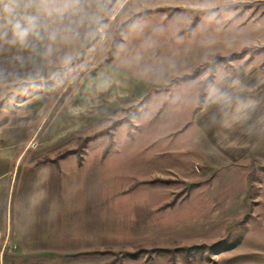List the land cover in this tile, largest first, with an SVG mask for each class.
Returning <instances> with one entry per match:
<instances>
[{
    "label": "rangeland",
    "instance_id": "obj_1",
    "mask_svg": "<svg viewBox=\"0 0 264 264\" xmlns=\"http://www.w3.org/2000/svg\"><path fill=\"white\" fill-rule=\"evenodd\" d=\"M91 51L1 76L0 264H264V0H107Z\"/></svg>",
    "mask_w": 264,
    "mask_h": 264
},
{
    "label": "crops",
    "instance_id": "obj_2",
    "mask_svg": "<svg viewBox=\"0 0 264 264\" xmlns=\"http://www.w3.org/2000/svg\"><path fill=\"white\" fill-rule=\"evenodd\" d=\"M106 3L107 0H30L21 3L22 24L19 27L4 25L5 35H11L4 41L11 44V49L0 47V89L7 84L1 81L3 75L20 74L29 80V75L60 73L63 67L81 56L93 57L91 50L98 41ZM4 162H7L6 158L0 159V164Z\"/></svg>",
    "mask_w": 264,
    "mask_h": 264
},
{
    "label": "clouds",
    "instance_id": "obj_3",
    "mask_svg": "<svg viewBox=\"0 0 264 264\" xmlns=\"http://www.w3.org/2000/svg\"><path fill=\"white\" fill-rule=\"evenodd\" d=\"M3 0H0V3H2ZM4 12L8 15H12L14 12V5L11 3L5 4ZM16 27H19V23L16 24Z\"/></svg>",
    "mask_w": 264,
    "mask_h": 264
}]
</instances>
